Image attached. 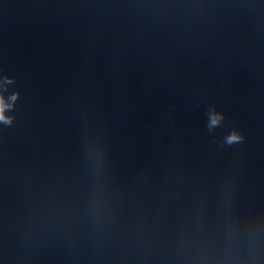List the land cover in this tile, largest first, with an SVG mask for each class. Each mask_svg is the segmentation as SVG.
<instances>
[{"label":"water","instance_id":"95a60500","mask_svg":"<svg viewBox=\"0 0 264 264\" xmlns=\"http://www.w3.org/2000/svg\"><path fill=\"white\" fill-rule=\"evenodd\" d=\"M0 264H264V0H0Z\"/></svg>","mask_w":264,"mask_h":264}]
</instances>
